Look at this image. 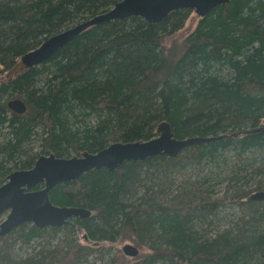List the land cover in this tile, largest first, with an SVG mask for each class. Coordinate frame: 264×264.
Segmentation results:
<instances>
[{"label": "trees", "instance_id": "trees-1", "mask_svg": "<svg viewBox=\"0 0 264 264\" xmlns=\"http://www.w3.org/2000/svg\"><path fill=\"white\" fill-rule=\"evenodd\" d=\"M119 1L0 0V184L42 154L70 157L148 140L164 121L178 138H220L189 145L176 157L125 161L57 184L54 203L90 214L62 227L28 222L0 234V264H81L92 244L126 232L152 240L151 252L129 264H264V199L251 200L249 189L237 188L243 214L207 234L225 199L208 198L204 184L179 180L188 166L230 151L243 161L231 166L230 181L264 179V0L217 6L177 48L165 39L186 25L188 8L160 22L132 16L93 24L40 65L21 61L49 36ZM16 97L26 102L25 113L8 107ZM38 135L41 151L31 154L28 145ZM255 186L264 188V181ZM36 238L46 245L25 259L13 257L16 240Z\"/></svg>", "mask_w": 264, "mask_h": 264}, {"label": "water", "instance_id": "water-1", "mask_svg": "<svg viewBox=\"0 0 264 264\" xmlns=\"http://www.w3.org/2000/svg\"><path fill=\"white\" fill-rule=\"evenodd\" d=\"M230 0H120L106 12L88 18L75 26L49 36L37 48L21 58L26 67L40 65L61 47L80 34L87 27L110 21L140 16L149 22H160L172 11L188 8L204 17L219 5ZM8 107L19 113L27 111L26 102L16 97L8 102ZM159 134L148 140L117 141L97 151H85L81 155L59 157L54 153L40 155L31 168L12 171L7 181L0 185V215L9 211L7 218L0 223V234L5 235L14 228L31 222L39 228L62 227L73 217H84L89 209L58 205L51 199V189L57 184L80 177L90 169L107 168L115 170L125 161L145 160L161 154L178 156L185 147L207 143L220 136H191L178 138L169 122L158 127ZM252 199H264V191L251 195ZM124 253L135 257L139 248L127 243Z\"/></svg>", "mask_w": 264, "mask_h": 264}, {"label": "rangeland", "instance_id": "rangeland-1", "mask_svg": "<svg viewBox=\"0 0 264 264\" xmlns=\"http://www.w3.org/2000/svg\"><path fill=\"white\" fill-rule=\"evenodd\" d=\"M200 16L192 11L186 25L174 35L168 36L165 39V44L167 47L175 46L179 47L184 40V38L195 28L198 23ZM5 129L0 128V141L3 140ZM41 139L40 136H35L32 138L29 146L30 153H36L41 151ZM74 155H77L73 153ZM224 155H228L230 158L227 160H223ZM221 158L213 160L212 162L203 161L201 164L197 166H188V168L184 169L183 175L179 177L181 181H196L198 183L204 184V190L207 191V196L210 199L216 198H224V209L223 211H219V215L215 218L217 221L214 226H210L206 228L207 234H210L216 230L228 226L231 220H236L243 214L242 207L236 204V199H238L237 188L249 189L251 193L262 189H256V183L258 181H264V179L260 176L248 177L247 179H243L241 176L240 182L236 184L233 181H230V171L233 165H241L243 163L240 157H235V152L230 151L224 153ZM232 155V156H231ZM257 160L260 159V153H257ZM262 156V155H261ZM1 157V156H0ZM254 158V157H253ZM260 161V160H259ZM18 169V168H17ZM16 169H13V171ZM11 173V172H10ZM9 176V175H8ZM8 179V177H7ZM6 179V181H7ZM3 184V183H2ZM1 185V184H0ZM9 211H5L0 215V223H2L8 215ZM217 225V227H215ZM7 235V234H5ZM4 235V236H5ZM60 233L56 239H54L51 243L47 244V249L52 247V244L56 242ZM83 243L86 242L85 239L82 238ZM152 240L144 239L139 241L135 236H133L130 232H126L122 234L116 241H102L97 244H92L93 252L83 260L81 264H129L136 262L137 260H141L147 254L151 252L149 244ZM44 240L41 238H36L31 240L30 242H24L19 239L12 246V255L16 260L25 259L26 257L33 255L36 251L40 250ZM131 243L139 248V254L135 257L129 256L124 253L123 247L125 244Z\"/></svg>", "mask_w": 264, "mask_h": 264}, {"label": "bare ground", "instance_id": "bare-ground-1", "mask_svg": "<svg viewBox=\"0 0 264 264\" xmlns=\"http://www.w3.org/2000/svg\"><path fill=\"white\" fill-rule=\"evenodd\" d=\"M201 137H207V136H201ZM165 155H166V154H165ZM259 191H264V190H259ZM256 192H257V191H256ZM256 192H254V193H256ZM252 194H253V193H252ZM252 194H251V195H252ZM250 197H251V196H250ZM250 199H251V200H255V199H252V198H250ZM89 214H90V213H89ZM89 214H88V215H89ZM88 215H87V216H88ZM26 223H28V222H26ZM30 223H31V222H30ZM24 224H25V223H24Z\"/></svg>", "mask_w": 264, "mask_h": 264}]
</instances>
